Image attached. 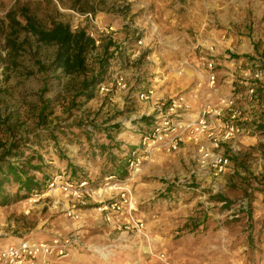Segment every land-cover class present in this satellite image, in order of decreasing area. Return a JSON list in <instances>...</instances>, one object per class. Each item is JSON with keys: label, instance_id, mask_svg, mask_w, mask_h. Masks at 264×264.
<instances>
[{"label": "rangeland", "instance_id": "374dc122", "mask_svg": "<svg viewBox=\"0 0 264 264\" xmlns=\"http://www.w3.org/2000/svg\"><path fill=\"white\" fill-rule=\"evenodd\" d=\"M11 11L23 25L25 11L42 27L63 21L96 32L73 14L91 12L113 28L114 39H104L112 42L107 52L100 47L89 60L101 54L108 81L119 69L133 85L95 91L86 101L82 77L50 70L55 47L26 29L18 32L24 45L17 66H7ZM150 87L157 97L183 93L191 114L206 106L222 111L212 117L211 136L184 139L175 151H153L130 166L152 105L135 96ZM219 121L244 131L225 140ZM262 126L264 0H0V156L13 142L7 159L41 184L71 169L91 187L79 200L57 187L24 199L10 179L0 242L77 232L82 244L55 264H264ZM219 155L229 161L222 172L213 166ZM109 174L116 181L108 182ZM113 200L118 210H98ZM68 209L79 218H68Z\"/></svg>", "mask_w": 264, "mask_h": 264}, {"label": "built area", "instance_id": "2783aa9c", "mask_svg": "<svg viewBox=\"0 0 264 264\" xmlns=\"http://www.w3.org/2000/svg\"><path fill=\"white\" fill-rule=\"evenodd\" d=\"M73 12V11H72ZM77 19L87 20L94 24L96 32L90 29V26L74 25L70 26L73 31L83 29L87 35H89L93 41L95 50L100 48L104 39L112 40L113 28L111 26H102L97 19L95 20L94 14L91 12L78 13L73 12ZM142 40H138L137 44H141ZM94 50V51H95ZM92 51L91 54L94 52ZM207 66L212 68V63L208 62ZM137 75V74H136ZM139 75V74H138ZM137 75V76H138ZM261 72H255L254 77L259 78ZM140 78V77H139ZM112 81H108L100 84L97 87L99 93H108L115 89L129 88L128 79L121 73L112 75ZM253 90L250 89V92ZM140 101L153 102V109L148 115L152 119L150 125L142 130L140 134V140L138 146L131 150L129 153L130 166L137 167L140 164L141 158L145 155H149L153 151L164 150L166 152L175 151L181 141H197L200 137L207 134L212 135L209 132L212 126V117L220 115L221 108H211L206 106L201 108L196 114H191L188 111V105L181 96H175L170 99L160 98L154 94L152 88H148L145 91L138 92L136 94ZM232 100L226 103L227 107L232 105ZM235 112L231 115V118L235 117ZM183 116H186L185 118ZM220 130L223 131V139L227 140L235 135L244 131L242 127L234 123V121L220 122L218 123ZM217 146V144H215ZM208 155H202L203 159L200 161L204 163L205 157ZM229 161L227 157L219 155L214 160V168L217 172H222L228 166ZM108 182L116 181V176L108 175L105 177ZM48 189L60 188L63 192H66L74 199L79 200L81 196L91 189L88 180L86 179H73L67 173H56L52 176L47 185ZM38 194H34L36 196ZM122 202L126 203L129 209L133 206L130 201V197L125 193H121ZM121 200V199H120ZM120 208L119 202L113 200L98 208L101 212H114ZM66 216L70 219L77 220L78 214L74 210H67ZM0 264H53L54 261L60 260L68 256L71 249L75 246L82 244L80 236L77 232H71L67 234H57L50 238L29 239L23 238L16 242H0Z\"/></svg>", "mask_w": 264, "mask_h": 264}, {"label": "trees", "instance_id": "16d2710c", "mask_svg": "<svg viewBox=\"0 0 264 264\" xmlns=\"http://www.w3.org/2000/svg\"><path fill=\"white\" fill-rule=\"evenodd\" d=\"M26 23L25 25L16 18V11H11L7 15L9 32L5 36V46L7 48L6 57L8 65L12 68L17 66V59L22 53L24 42L19 40L18 32L20 30H28L36 37V41L43 45H53L55 51L50 63V70L62 73L63 75L80 76V94L85 96L88 101L93 97L97 87L108 82L110 74V65L102 59V55L98 54L94 62H91L90 54L96 49L93 39L86 34L83 29L73 31L70 25L63 21H55L49 27L38 25L34 18L29 16L25 11L21 12ZM112 42L108 41L101 44L103 55L107 52ZM118 50V48H115ZM97 63V64H96ZM97 65V68H96ZM112 75V74H111ZM44 109V108H43ZM43 110L40 112L42 117ZM151 123V118L144 117ZM264 128V126H262ZM16 148L13 142L4 145V153L0 156V204H5L9 200V194L5 190L6 183L10 179L17 182L19 190L24 189L25 194L22 198L28 199L34 194H43L47 190V185L52 178H46L44 183L38 182L34 177L28 175L27 171L14 164L9 159L12 149ZM35 170L38 166H32ZM73 179H83L81 174H77L69 169L66 172ZM114 175L115 174H109Z\"/></svg>", "mask_w": 264, "mask_h": 264}, {"label": "crops", "instance_id": "0c3cea01", "mask_svg": "<svg viewBox=\"0 0 264 264\" xmlns=\"http://www.w3.org/2000/svg\"><path fill=\"white\" fill-rule=\"evenodd\" d=\"M124 44H126V42H124ZM130 51V50H129ZM129 51H128V55H129ZM134 56V55H133ZM118 59V58H117ZM119 74V73H121V74H123V75H125L126 77H127V75L124 73V72H122V70H119V69H115V72H114V75L115 74ZM128 79V82H129V88L127 89V90H129L130 88H131V86L133 85V82H131L130 80H129V77L127 78ZM155 79L156 78H154V81L152 80V78H150V81H152V83H155ZM157 80H158V78H157ZM150 86H154V85H150ZM151 88V87H150ZM107 94V93H106ZM176 94H181V93H176ZM175 94V95H176ZM161 96L160 97H163V98H165V99H167L166 97H175V95H173V96H168V95H165L166 97H164V95H162V94H160ZM182 95H183V93H182ZM136 97V99H137V102H141L138 98H137V96H135ZM185 97V96H184ZM185 98H187V97H185ZM142 103V102H141ZM147 103V102H146ZM151 107H150V104H149V108H147V110H145L146 111V113L148 114L152 109H153V102H151ZM187 105H188V111H193V109H192V107H191V104L189 103V101H187ZM144 111V110H143ZM75 248V247H74ZM74 248H72V249H74ZM71 249V250H72ZM53 264H55V261L53 262Z\"/></svg>", "mask_w": 264, "mask_h": 264}]
</instances>
